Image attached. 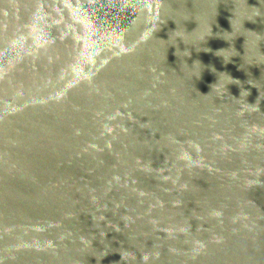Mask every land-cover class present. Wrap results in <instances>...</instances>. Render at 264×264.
Returning a JSON list of instances; mask_svg holds the SVG:
<instances>
[{"label": "water", "instance_id": "obj_1", "mask_svg": "<svg viewBox=\"0 0 264 264\" xmlns=\"http://www.w3.org/2000/svg\"><path fill=\"white\" fill-rule=\"evenodd\" d=\"M0 264H264V0H0Z\"/></svg>", "mask_w": 264, "mask_h": 264}]
</instances>
